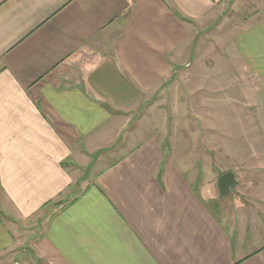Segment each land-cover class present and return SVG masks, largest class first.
<instances>
[{
	"label": "crops",
	"instance_id": "crops-1",
	"mask_svg": "<svg viewBox=\"0 0 264 264\" xmlns=\"http://www.w3.org/2000/svg\"><path fill=\"white\" fill-rule=\"evenodd\" d=\"M245 1L0 0V258L27 244L42 264H264V0ZM228 7L234 81L189 101L218 110L201 152L132 146L148 94Z\"/></svg>",
	"mask_w": 264,
	"mask_h": 264
},
{
	"label": "rangeland",
	"instance_id": "rangeland-1",
	"mask_svg": "<svg viewBox=\"0 0 264 264\" xmlns=\"http://www.w3.org/2000/svg\"><path fill=\"white\" fill-rule=\"evenodd\" d=\"M255 3L260 4L259 0H252V4L251 0H246L244 5L248 4V9L243 13L253 10L256 7ZM227 9L225 16L223 14L207 26L196 27L191 52L186 54L181 67L173 70L170 78L155 93L153 92L154 94H148L147 101L132 119L134 120L132 131L136 134L132 146L134 142L140 143L156 138L162 142L166 155L167 152L170 155L174 150L179 157H187L191 151L196 157L198 146L201 152L204 121L214 122L218 110H211V117L206 119L203 117L201 101L196 102L198 105H192L189 101L194 98L202 99L203 95L217 99L220 86L234 81L233 54L227 51L236 21L234 9L229 10V7ZM223 112V116H230L229 106ZM231 121L233 123V118ZM216 135H212V141H217ZM182 144H185L189 151L185 150ZM52 212L46 209L43 214L34 216L29 224L24 225L26 227L30 225L33 230L35 227L42 228L44 219ZM25 236L24 232L20 241H23ZM29 247L27 244L20 247L17 250L19 255L14 261L12 260L14 253L0 258V264H42L32 256Z\"/></svg>",
	"mask_w": 264,
	"mask_h": 264
},
{
	"label": "water",
	"instance_id": "water-1",
	"mask_svg": "<svg viewBox=\"0 0 264 264\" xmlns=\"http://www.w3.org/2000/svg\"><path fill=\"white\" fill-rule=\"evenodd\" d=\"M234 175L231 172H228L222 175L217 182V188L219 192V196H227L234 190L235 187Z\"/></svg>",
	"mask_w": 264,
	"mask_h": 264
},
{
	"label": "trees",
	"instance_id": "trees-1",
	"mask_svg": "<svg viewBox=\"0 0 264 264\" xmlns=\"http://www.w3.org/2000/svg\"><path fill=\"white\" fill-rule=\"evenodd\" d=\"M2 217V213L0 212V218Z\"/></svg>",
	"mask_w": 264,
	"mask_h": 264
}]
</instances>
